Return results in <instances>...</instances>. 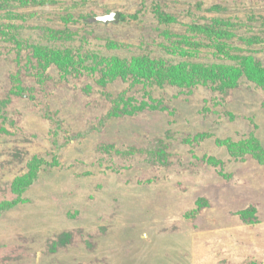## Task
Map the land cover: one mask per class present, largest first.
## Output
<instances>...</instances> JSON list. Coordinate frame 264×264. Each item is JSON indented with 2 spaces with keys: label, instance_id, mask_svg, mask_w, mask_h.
<instances>
[{
  "label": "rangeland",
  "instance_id": "rangeland-1",
  "mask_svg": "<svg viewBox=\"0 0 264 264\" xmlns=\"http://www.w3.org/2000/svg\"><path fill=\"white\" fill-rule=\"evenodd\" d=\"M0 2L12 5L0 9V264H264V164L225 142L254 135L264 146V85L199 83L208 63L233 59L174 55L165 36L195 42L193 26L215 18L264 73V0ZM112 12L117 21L94 20ZM36 43L160 57L161 75L128 71L101 86L50 65L35 76ZM183 62L186 89L156 67ZM124 91L160 109L108 118L104 93Z\"/></svg>",
  "mask_w": 264,
  "mask_h": 264
},
{
  "label": "trees",
  "instance_id": "trees-1",
  "mask_svg": "<svg viewBox=\"0 0 264 264\" xmlns=\"http://www.w3.org/2000/svg\"><path fill=\"white\" fill-rule=\"evenodd\" d=\"M31 5L34 4L31 3ZM11 6V4H7L6 2H0V9H9ZM15 17V20L19 19L17 16ZM120 18L123 19L124 17L121 16ZM4 26H6V23ZM16 27L17 25L13 24V28ZM193 29L195 30V34H198V32L201 34L195 42L188 34H186V32L184 34H176L174 37L168 32H165V36L169 39L168 42L170 43L171 51L173 52L172 54L183 57L196 54L206 59L210 58L211 61L216 59H225L229 61L233 59L234 61L233 63H224L223 65L218 66L215 65V62L210 64L208 63L205 67H203L204 70L203 74H200L199 76V83L207 84L209 82L213 84L214 82L223 93L235 87L239 77L246 75L251 79H256V81L264 85V73L260 70L262 65H259L254 61L253 55L237 51L234 47L236 44L232 41L233 34L223 27L221 23L215 21V18H212L209 23H199L197 26H193L192 30ZM240 39L244 43L247 41L251 43L249 38L240 37ZM199 42L205 43L206 49H198L197 46L201 45ZM34 48H36L39 52L37 55H39L40 61L43 60V62H38V64L42 63V68L41 71H39V68L36 70L37 72L33 74L35 76H40L45 73V68L50 65L58 66V68L63 70L62 72L65 76L68 77L73 75L74 77L79 78V80L81 75H85L92 80L95 75H98L94 82L98 85L101 84V86H104L103 84L106 81L105 79L108 77L112 79L117 74L121 76L128 71L135 72L137 76H149V74H153L156 79H158L161 75V71L156 70L155 68L154 70L156 71L153 72L151 66V59L153 62L155 60H160V57L156 56L149 59V55H143L140 59L134 58L133 60H126L124 62L119 60V58L117 59V56H111L114 54L89 52L90 54L85 53L75 55L74 50L72 47L70 48V46L51 50V48H48L44 44L36 43L34 44ZM106 57L110 58L111 62H107V64L103 66L102 61H108V58ZM89 58L93 60L94 64L92 61L91 64H87ZM157 64L163 65L162 63ZM161 65H156V67L162 69V73H164L162 78L166 77L169 81H174L179 88H189L183 86L184 80L190 76L191 70V67H189L186 62L182 63V68L173 67L170 69H163ZM103 69H105V71H102ZM216 81H219L221 84ZM152 85L159 87L158 85L163 86L164 84L160 82V84L152 83ZM104 94L111 102V109L107 113L108 118L118 116L121 112L133 114L137 112L135 111L137 109H160L155 103L149 104L144 100L140 101L141 105H136L138 100L133 96L126 97V91L120 92L113 98V95H111L110 98L109 92H105ZM132 109H134V112L131 113ZM225 142L231 153H235L242 157L249 156L257 162L264 164V146L257 137H254V135H249L248 137L242 138L238 141L228 139Z\"/></svg>",
  "mask_w": 264,
  "mask_h": 264
},
{
  "label": "water",
  "instance_id": "water-1",
  "mask_svg": "<svg viewBox=\"0 0 264 264\" xmlns=\"http://www.w3.org/2000/svg\"><path fill=\"white\" fill-rule=\"evenodd\" d=\"M94 20L101 21L103 23H107L111 20H118V12H112L110 14L101 15V16H95Z\"/></svg>",
  "mask_w": 264,
  "mask_h": 264
}]
</instances>
